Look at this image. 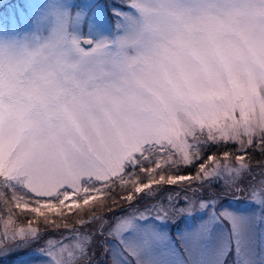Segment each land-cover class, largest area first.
Here are the masks:
<instances>
[{
    "label": "snow or ice",
    "instance_id": "6c2138e0",
    "mask_svg": "<svg viewBox=\"0 0 264 264\" xmlns=\"http://www.w3.org/2000/svg\"><path fill=\"white\" fill-rule=\"evenodd\" d=\"M257 154L264 0H47L0 35V204L65 230L9 228L8 207L0 256L264 264Z\"/></svg>",
    "mask_w": 264,
    "mask_h": 264
},
{
    "label": "rangeland",
    "instance_id": "374dc122",
    "mask_svg": "<svg viewBox=\"0 0 264 264\" xmlns=\"http://www.w3.org/2000/svg\"><path fill=\"white\" fill-rule=\"evenodd\" d=\"M47 0H0V35H9V34H18L26 30L34 16V12L38 6H42L46 3ZM71 2L76 4H84L88 0H71ZM100 3H108L111 5L114 0H99ZM76 9H73V14H75ZM113 31L116 32V20L112 21ZM82 32H86L87 24H82ZM235 145H233V148ZM264 159L259 154L256 155L255 161ZM218 186H213V190ZM176 192L175 187H165L163 191L160 192L159 196L156 199H162L165 195L172 194ZM126 194V193H125ZM119 200V196H117ZM227 200V198H225ZM229 202V201H226ZM110 203V202H109ZM243 208L246 206V202L236 201L231 202ZM139 208H143V204L137 202ZM8 207H12L11 220L12 223L8 225L9 228L12 227H27L29 221H31L32 226L38 227V230L48 235L45 239L55 240L58 237L59 232L65 231L63 228L52 229L50 227H45L42 221L33 219V214L25 213L21 209H15L14 206H4L0 204V230L3 229L5 221L9 219ZM121 207L128 208L129 205L126 203H121ZM119 211V209H117ZM106 215H111L110 213L105 212ZM123 214V213H121ZM73 216H75V210L73 211ZM70 227L71 221L69 222ZM183 224L181 223V227ZM78 227V225H77ZM45 239H41L39 243H33L28 247H21L19 249H14L10 254L0 256V264H48L49 258L42 254L40 251L41 248L45 247ZM96 259L102 258L97 254ZM228 264H231V258H229Z\"/></svg>",
    "mask_w": 264,
    "mask_h": 264
},
{
    "label": "clouds",
    "instance_id": "9594fccd",
    "mask_svg": "<svg viewBox=\"0 0 264 264\" xmlns=\"http://www.w3.org/2000/svg\"><path fill=\"white\" fill-rule=\"evenodd\" d=\"M2 36L6 37L7 35H2Z\"/></svg>",
    "mask_w": 264,
    "mask_h": 264
}]
</instances>
